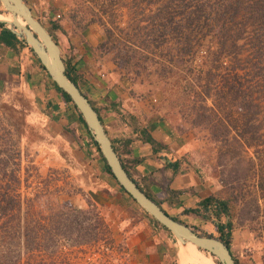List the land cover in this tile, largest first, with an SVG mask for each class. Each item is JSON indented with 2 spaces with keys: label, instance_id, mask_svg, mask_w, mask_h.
<instances>
[{
  "label": "rangeland",
  "instance_id": "1",
  "mask_svg": "<svg viewBox=\"0 0 264 264\" xmlns=\"http://www.w3.org/2000/svg\"><path fill=\"white\" fill-rule=\"evenodd\" d=\"M24 1L56 39L81 44L84 38H102L99 55H106L132 90L145 102L155 103L181 133L187 149L180 167L195 172L205 193L213 199L206 211L201 209L207 220L181 218L196 232L218 238L215 224L230 220V250L235 264H264V135L259 145L242 148L234 140L239 138L237 130L230 126L212 128L214 114L220 118L224 113L211 109L213 97L206 98V94H213V90L206 93L201 86L204 80L198 79L205 52L198 51L184 63L178 61L182 60V37L192 31L186 29L179 35V29L171 25L165 38L153 41L105 38L103 22H108L110 14H101L99 7L104 6V0H98L99 7L90 0ZM111 12L116 35H131L138 24L141 29L150 27L146 24L150 12L144 3L117 0ZM4 13L7 11L0 4V16ZM98 13L99 20L92 18ZM209 40L210 36L199 38L203 45ZM158 41L162 42L156 45ZM25 45L39 65L30 46ZM63 55L67 60V53ZM19 86L15 82L0 87V184L10 181L3 170L16 168L23 201L17 214L24 216L30 206L35 224L46 223L51 229V240L47 239L45 245L43 232L35 228L33 250L21 248L20 264H139L145 249L142 238L151 244L155 236L152 231L146 232L147 223L160 230L164 243L168 239L164 264H189L190 253L183 247L188 243L158 225L103 171L97 147L76 114L56 104L47 111L27 84L24 89ZM252 126L257 134H264V110L253 119ZM7 158L10 160L4 161ZM218 200H225L228 206L227 213L219 218L214 214L220 206ZM55 225L61 227L58 233ZM211 256L213 264H219L218 258Z\"/></svg>",
  "mask_w": 264,
  "mask_h": 264
},
{
  "label": "trees",
  "instance_id": "2",
  "mask_svg": "<svg viewBox=\"0 0 264 264\" xmlns=\"http://www.w3.org/2000/svg\"><path fill=\"white\" fill-rule=\"evenodd\" d=\"M90 1L99 7L98 0ZM116 1L104 0V6L99 7L103 16L110 14L107 23L102 21L105 38H152L153 41L155 38H165L166 31L170 29L171 25H175L174 29H179V35L184 34L186 29L192 31L182 37L183 44L180 48L182 60L178 59V61L184 63L188 58L189 60L193 59L198 51L205 52V55L201 57L202 63L198 66V72H201L203 76L199 74L198 79L204 80L201 86L206 93L209 89L213 90V94H206V98L213 97L214 107L211 109L215 108L217 111L219 109L224 113L220 118L217 113L214 114L216 120L213 121L212 128L218 130L227 129V126H230L237 130L239 138L234 140L242 148L257 146L261 143L264 134L263 132L257 134V129L253 128L252 121L254 118L257 119V116H260L264 110V0H132L133 3H144L145 9L150 12L148 21H146L150 27L143 24L145 27L141 29L142 25L138 24L131 35L125 33L126 37L116 35V28L113 27L114 12L111 11H113ZM98 15L100 14H94L92 18L99 20ZM0 26L2 27L0 39L7 45L18 41L24 43L4 26V23H0ZM155 31L158 33L155 34ZM205 36H210V40L208 44L203 45L199 42V38H205ZM53 38L57 42L54 36ZM160 42L162 41L155 44L159 45ZM64 62L66 74L79 87L78 74L75 66L71 64V57ZM39 65L46 71L40 61ZM51 82L63 100L72 104L78 123L83 127L90 142L97 147L103 171L115 180L100 152L99 145L92 137L70 97L52 79ZM83 94L87 97L85 93ZM88 100L98 112L92 101L89 98ZM99 118L102 121L100 114ZM260 129H263V126ZM146 138L156 146L153 138L150 136ZM8 160L10 159L7 158L4 161ZM15 164L17 165V162ZM176 165V163L169 164L174 172L177 170ZM123 166L126 168L124 164ZM3 174L8 176L10 181L0 184V264H20L21 248L27 249L28 252L33 250L31 242L34 238L35 228L43 232L45 245H47V239L51 240L49 237L51 229L46 223L35 224L36 220L32 217L33 212L30 206V210L24 216L17 214V212H21L23 204L19 193L17 170L16 168H12L9 172L3 170ZM115 182L118 184L116 180ZM118 186L123 193L127 194L119 184ZM140 188L143 190L142 187ZM145 192L161 206L160 202L148 190ZM212 202V197L207 196L198 203L197 207L184 209V213L200 215L207 220L208 217L201 214L203 211L201 209L206 211ZM218 203L221 208L219 206V209L215 210L214 214L217 218L228 211L225 200H218ZM27 204L31 205V202H27ZM161 208L167 212L162 206ZM172 217L179 220L175 216ZM157 224L160 225L158 222ZM215 226L220 234L219 238L230 248L231 221H219ZM53 228L58 233L61 227L55 225Z\"/></svg>",
  "mask_w": 264,
  "mask_h": 264
},
{
  "label": "crops",
  "instance_id": "3",
  "mask_svg": "<svg viewBox=\"0 0 264 264\" xmlns=\"http://www.w3.org/2000/svg\"><path fill=\"white\" fill-rule=\"evenodd\" d=\"M1 29L0 26V34ZM101 41L102 38H84V42L77 44L76 40L57 39L62 57L66 60L64 52L71 57L79 88L98 109L113 147L131 178L144 192L148 190L169 215L184 223L187 221L181 217L204 220L200 215L184 213V209L197 207L208 194L195 172L180 167L187 149L181 133L169 124L155 103L145 102L132 90L133 86L114 69L106 55H99ZM28 49L20 41L7 45L0 39V87L18 82L20 89H24L27 84L39 97L42 108L51 111L56 104L55 107L76 114L51 78L32 60ZM148 136L156 146L147 140ZM172 163L177 164L176 172L169 166ZM145 229L155 236L151 244L142 238L145 246L142 254L145 255H140L142 262L139 264H164L168 239L163 242L160 230L153 223H147ZM183 247L190 253L189 264H213V257L205 250L189 243Z\"/></svg>",
  "mask_w": 264,
  "mask_h": 264
},
{
  "label": "water",
  "instance_id": "4",
  "mask_svg": "<svg viewBox=\"0 0 264 264\" xmlns=\"http://www.w3.org/2000/svg\"><path fill=\"white\" fill-rule=\"evenodd\" d=\"M0 4L13 17V21L6 27L30 46L49 77L70 97L92 137L99 145L100 152L112 175L124 191L179 241L195 244L217 257L221 264H235L230 248L220 238L202 235L186 223L174 219L130 177L113 147L98 112L80 88L66 74V65L59 44L48 29L35 18L25 1L0 0ZM18 17L22 18L25 24H21ZM0 23L5 22L0 20Z\"/></svg>",
  "mask_w": 264,
  "mask_h": 264
},
{
  "label": "bare ground",
  "instance_id": "5",
  "mask_svg": "<svg viewBox=\"0 0 264 264\" xmlns=\"http://www.w3.org/2000/svg\"><path fill=\"white\" fill-rule=\"evenodd\" d=\"M0 20L4 21L7 25H9L10 22L13 21V17H12V14L10 12H7V13H4V15H1L0 16ZM18 21L21 23V24H25V22L23 21L22 18L18 17ZM191 243V242H189ZM193 244V243H191ZM194 246H196L195 244H193ZM197 247V246H196ZM199 248V247H198ZM201 249V248H200ZM203 250V249H202ZM209 253V252H208ZM210 254V253H209Z\"/></svg>",
  "mask_w": 264,
  "mask_h": 264
}]
</instances>
